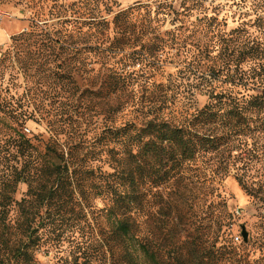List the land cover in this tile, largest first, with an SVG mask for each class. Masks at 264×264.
Segmentation results:
<instances>
[{"label":"rangeland","instance_id":"obj_1","mask_svg":"<svg viewBox=\"0 0 264 264\" xmlns=\"http://www.w3.org/2000/svg\"><path fill=\"white\" fill-rule=\"evenodd\" d=\"M105 1L0 0V7L8 13L0 20V194L9 191L8 182L15 180L30 160L28 156H21L20 135L30 138L42 150L50 133L62 132V140L70 138L80 142L83 151L101 145L99 136L108 127H119L127 121L143 122L154 116L181 122L196 107H202L208 99L207 78L201 75L204 70L192 67L200 51L196 34H192L202 25L197 18L226 17V28L231 29L238 25L240 13H245L254 36L259 34L256 19L261 17L260 22L264 23V4L259 8L249 0H117L119 4ZM189 5L194 6L186 15L177 14L183 6ZM131 7L136 8L132 10V21L150 10L147 15L153 21L147 29L148 36L140 27H134L130 30L131 36L142 33L145 36L117 41L111 49L105 50L116 36L114 25L111 24L107 34H99L95 28L88 29L89 18L105 15L113 20L117 12ZM89 9H94L93 15L88 13ZM37 26L45 28L48 38L30 34ZM23 30L29 34L16 44L13 36ZM107 35L111 40L104 41L103 48H83L87 39L95 43L98 38L106 39ZM45 38L47 41L59 39V42H55L54 47L43 46L41 42ZM260 39L264 41V36ZM111 65L115 70L120 67L130 77L116 92L106 87ZM49 68L55 71L52 76L44 74ZM3 100L11 101L13 107L17 102V112L27 111L26 122H14L4 110ZM258 145V151L263 153L260 161L252 162L253 168L246 171V180L254 187L259 186L255 182L264 183V137ZM31 151L33 156L37 155L35 149ZM94 155L84 157L83 162L93 160ZM93 164L102 170L110 169L107 163L103 165L94 160ZM34 166V162L28 164L24 175L29 170L34 172ZM230 169L219 185L220 196L216 197L221 202L219 205L223 201L226 204L208 207L212 197L202 188L201 195L208 202L199 208L194 203L188 210L184 209L181 214L187 216L185 223L177 230L171 229L169 223L163 234L157 230V219L160 223L169 219L168 204L164 203L169 190L162 191L161 197L156 191L162 188L147 183L149 239L153 243L163 239L174 243L182 255L201 243L208 246L215 243L218 247L233 243L241 250L243 259L232 264L248 261L264 264V206L242 188L235 177L237 171L231 166ZM190 172L195 174V171ZM191 187L189 200L193 201L199 192L194 185ZM16 189L11 194L13 202L9 207L12 224L29 206L20 203L30 197L27 196L28 184L20 182ZM199 200V197L195 199ZM92 204L87 209H81L79 204L69 205L61 215L54 210L47 215L45 209L41 211L42 216L33 223L44 220V238L36 250L35 264H75L77 261L79 264H117L116 254L103 245V237L98 232L99 224H105L101 212L105 202L97 197ZM176 212L173 211V216ZM214 212L223 220L219 230ZM244 229L248 233L247 241L242 236Z\"/></svg>","mask_w":264,"mask_h":264},{"label":"trees","instance_id":"obj_2","mask_svg":"<svg viewBox=\"0 0 264 264\" xmlns=\"http://www.w3.org/2000/svg\"><path fill=\"white\" fill-rule=\"evenodd\" d=\"M249 1L259 8L264 4V0ZM105 2L119 4L117 0ZM193 6H183L176 13L186 15L185 12L191 11ZM133 9L136 10L131 7L117 12L113 20L105 15L95 16L94 9H89L88 13L93 16L87 22L88 29L95 28L99 34H107L113 24L116 36L112 40L108 35L106 39L96 38L95 43L87 39L83 42V48L101 49L104 41L111 40L105 48L108 50L117 41L148 36L147 29L151 28L153 21L147 15L150 10L145 13L147 16L132 21ZM246 15L240 13L238 25L231 29L226 28V17L197 18L202 25L192 34H196L200 51L192 67L204 70L201 75L207 78L208 99L181 122L165 120L160 116L143 122L127 121L119 127L105 129L99 136L101 145L83 151L80 150L83 147L80 142L70 138L62 140V132L50 133L42 150L30 138L20 135L18 145L21 156H28L30 160L17 173L16 179L8 182L9 191L0 194V264H35L36 250L44 238V220L33 223L42 216L43 209L46 215L53 210L61 215L65 214L69 205L79 204L81 209L90 208L93 198L97 197L105 202L101 212L106 226L103 228L104 225L99 224L98 232L103 237V245L116 254L117 264H179V261L182 264H219L223 261L232 264L242 261L243 254L233 243L219 247L215 243L212 246L201 243L196 248H188L185 255L176 244L168 243L165 239L153 243L146 232L149 222L146 184L161 187L160 192L156 191L161 197L162 191L169 190V197L164 202L168 204L169 219L162 220V223L157 219V230L162 234L169 223L173 230L185 223L187 216L181 214L184 209L188 210L195 204L198 208L206 204L208 199H203L202 188L212 197L208 207L218 206L221 203L216 200L220 196L219 185L229 175L230 166L237 171L235 177L242 188L253 198L262 201L264 206V183L255 182L259 186L254 187L246 180L247 169L253 168L252 162H259L263 154L258 151V144L264 137V41L260 39L264 36V23L260 22L261 17L256 19L258 23L255 27L259 34L254 36ZM41 27L33 28L36 31L30 34L47 37L49 33ZM134 27H140L145 35L131 36L130 30ZM28 34L23 30L13 36V40L18 44ZM55 42H59V39L47 41L45 38L41 44L54 47ZM108 68L110 72L106 87L113 92L130 81L128 74L120 67L117 70L112 65ZM46 72L51 76L55 73L50 68L44 74ZM3 101L5 112L14 122H26L27 111L17 112V102L13 107L11 101L6 102L8 104ZM31 149L37 151L36 156H33ZM89 154H95L93 160L84 163V157ZM94 160L103 165L107 163L110 169H99L93 164ZM32 162L35 164L34 172L29 170L24 175ZM240 170H244V173H239ZM190 171H195V174ZM20 182L28 184L27 196H30L20 203L29 206L12 224L9 219V207L13 202L11 194L17 190ZM191 185L199 192L193 201L189 200ZM198 197L200 200L195 201ZM223 204L226 202L223 201L218 207ZM175 210L176 217L173 216ZM214 217L219 230L223 220L217 212ZM168 233L172 235V232ZM75 264H79L78 261Z\"/></svg>","mask_w":264,"mask_h":264},{"label":"built area","instance_id":"obj_3","mask_svg":"<svg viewBox=\"0 0 264 264\" xmlns=\"http://www.w3.org/2000/svg\"><path fill=\"white\" fill-rule=\"evenodd\" d=\"M8 13H6L1 7H0V20L7 17ZM239 239V237H237Z\"/></svg>","mask_w":264,"mask_h":264},{"label":"water","instance_id":"obj_4","mask_svg":"<svg viewBox=\"0 0 264 264\" xmlns=\"http://www.w3.org/2000/svg\"><path fill=\"white\" fill-rule=\"evenodd\" d=\"M242 236H243L244 241H247L248 233L246 232L245 229L243 230V234H242Z\"/></svg>","mask_w":264,"mask_h":264}]
</instances>
